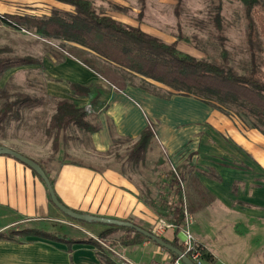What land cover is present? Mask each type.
<instances>
[{"label": "crops", "instance_id": "0c3cea01", "mask_svg": "<svg viewBox=\"0 0 264 264\" xmlns=\"http://www.w3.org/2000/svg\"><path fill=\"white\" fill-rule=\"evenodd\" d=\"M21 1L44 3L50 10H72L52 0H0V15H31L18 12L21 10L16 8L22 5ZM111 17L164 41L160 35H153L141 24L125 23L121 16ZM64 55L65 57H59V60L46 56L41 60V67L45 69L51 83L47 95L56 100H72L69 90L63 85L65 82H71L92 86L95 95L99 96L102 109L87 117V121L95 124L98 131L90 136L81 131L86 139L83 144L85 143L88 154H108L113 148V138L135 141L140 133L151 125L155 134V145L161 149L169 164L178 170H175L174 174L179 172L181 175L178 182L185 184L188 202H194L200 195L209 193L227 202L235 199L237 202H249L248 204L254 207L261 206L262 188L254 189L255 179H251L250 183L254 194H230L233 183L243 181L242 177L238 176L243 172L236 171L228 161H223L224 156H230L215 149L213 141L215 138L231 141L243 151L252 166L264 170L263 135L244 128L236 119L227 118L190 97L175 95L166 100L132 84L123 89L116 88L67 53L64 52ZM78 102L87 104V100ZM0 146L34 161L30 155L7 147L2 141ZM30 147L35 151L39 148L29 144L27 149L30 150ZM121 171L111 167L96 169L76 161L60 163L53 175L46 170L54 181L53 191L56 197L66 208L97 218L129 222L143 230L150 229L152 233L157 220L161 218L144 202L146 197L143 195H146L147 188L143 186L139 190ZM158 182L154 183V186L148 185L150 198L157 200L161 196L164 201L167 199L164 189H171L167 188V184L163 187L164 181H161L162 184ZM189 215L193 220L191 211ZM66 219V216L53 206L44 183L30 168L10 156L0 155V233L12 229L21 230L25 226L33 230L31 227L34 226L56 235L61 228L69 229ZM72 227L80 230L76 226ZM192 234L197 243L216 261L214 253L207 245L196 234ZM174 236V231L168 230L163 238L171 242ZM58 237L60 239L56 241L36 236L23 239L15 237L13 241L0 239V264H77L88 260L90 256L87 252L94 249L85 244L67 245L66 238ZM177 238L180 241L179 232ZM127 252L128 257L135 262L166 263L169 260L160 247L151 242L128 248Z\"/></svg>", "mask_w": 264, "mask_h": 264}, {"label": "rangeland", "instance_id": "374dc122", "mask_svg": "<svg viewBox=\"0 0 264 264\" xmlns=\"http://www.w3.org/2000/svg\"><path fill=\"white\" fill-rule=\"evenodd\" d=\"M21 2H23L22 5L16 8L21 10L18 12L39 16L50 12L49 6L44 3ZM92 2L98 12H103L108 16H121L125 23L141 24L153 35H160L164 41L173 42L179 51L197 59L202 58L221 63L219 53L223 47L229 54L226 65L235 72L242 73V69L249 61L246 53L244 12L238 0H144L142 17L139 15L141 11L139 0H92ZM115 7L123 8L124 12L115 11ZM217 7L221 9L223 21L221 35L223 41L221 42L215 37L216 33L211 21ZM182 38L187 41L184 42ZM0 48H5L8 51L3 56L9 60L29 56L38 62V65L30 66L31 68L12 69L1 79L0 108L4 104L13 102L17 94L29 96L34 100L29 104L18 106L19 115H15L17 118L9 114L0 124L2 144L30 155L36 163L52 175L60 163L76 161L101 170L107 167L115 168L118 171L123 170L124 176L133 181L139 190L143 186L149 189V186H154L153 184L158 181L159 184L164 181L163 187L164 184L172 183V178L168 173L174 174L177 169L165 159L161 149L155 145V141L147 153L144 164L136 168H132L126 159L117 158V156H124L131 146L130 144L117 145L105 155L88 154L86 145L83 144L86 141L83 138V133L73 128L62 132L57 146L54 147L52 139L47 136L46 131L57 100L47 95L51 83H49L50 79L47 77L45 69L41 67V60L44 56L59 60L58 58L63 56L60 42H45L24 30L10 28L0 23ZM262 71L264 72V67ZM118 73L119 75L117 74L118 76L114 78L117 84L143 85L137 77ZM118 86L121 87V85ZM89 110L91 111L90 108ZM222 139L215 138L213 141L215 149L221 150V153H228L230 157L224 156L225 160L223 161H228L236 171L243 172L238 175L242 177L243 181L234 182L230 194L239 192H243L245 196L254 194L255 191L250 183L251 179H255L254 189L262 188L260 192L261 206L254 207L249 205V202H237L235 199L227 202L221 197H215L209 193L200 195L194 202H188L186 186L181 182L180 189L184 208L188 214L191 211L194 220L188 226L191 233L196 234L214 253L216 257L214 264H264V170H258L252 166L240 148L235 147L231 141L226 142ZM29 144L38 146V151L32 147L28 150ZM174 175L178 177V180L181 179L178 172ZM167 190L164 189L165 196H167L165 200L172 202L174 190L173 188ZM66 220L69 229L61 228L56 235L72 241L87 238L95 240L100 231L105 228L97 224L96 226H83L69 218ZM183 224V226H187L185 222ZM72 226H76L80 230ZM28 227L25 226L24 229H29L30 227ZM31 228L41 230L39 227ZM43 231L46 232V230ZM146 231L151 233L152 230L147 229ZM59 232L63 234L60 235ZM53 234L55 233L53 232ZM113 240L103 239L101 242L114 250L121 248L124 250L126 258L131 260L128 257V248L116 243L112 245ZM102 249L104 250L103 247ZM160 250L164 252H162L165 254L164 256L170 258L162 248ZM87 255L90 256L88 260H82L77 264H99L100 258L94 249H90ZM109 259L111 260L110 257ZM136 263L145 264V262Z\"/></svg>", "mask_w": 264, "mask_h": 264}, {"label": "trees", "instance_id": "16d2710c", "mask_svg": "<svg viewBox=\"0 0 264 264\" xmlns=\"http://www.w3.org/2000/svg\"><path fill=\"white\" fill-rule=\"evenodd\" d=\"M52 1L66 5L72 10L66 12L52 8L48 15L43 16L0 15V23L10 28L24 30L45 42L59 41L63 53L61 57H65L64 52L67 53L116 88L123 89L131 84H117L114 78L119 75L118 72L137 77L143 83L138 87L154 96L166 100L175 95L196 99L223 116L236 119L244 128L255 130L264 136V72L262 71L264 67V0H238L244 12L246 53L249 57L242 73H237L226 65L229 54L223 47L219 53L221 63L197 59L179 51L174 43H166L144 33L140 28L121 23L103 12H98L92 0ZM139 3L141 4L139 15L142 17L144 0H139ZM114 10L119 13L124 12L123 8L115 7ZM211 21L216 39L219 42L223 41L220 7L216 8ZM182 40L187 41L183 38ZM7 52L5 48H0V83L4 75L12 69L38 65V62L29 56L9 60L3 56ZM63 85L69 90L73 99L55 101L54 113L46 131L54 147L58 144L60 134L69 128L75 127L87 136L96 133L98 127L89 123L87 117H91L102 107L99 96L95 95L92 86L71 82H65ZM85 100L87 104L78 102ZM31 102L34 100L29 96L17 94L13 102L4 104L0 108V124L9 114L17 118L15 115H19L18 106ZM87 108H90L91 112H88ZM154 141V130L149 125L135 141L113 138V147L123 143L130 144L124 156H117V158L126 159L132 168H136L144 164ZM40 168L53 188V179L42 166ZM121 172L124 174L123 170ZM33 173L37 176L35 172ZM178 174L181 176L179 172ZM168 175L171 176L172 183H169L167 188L174 190L172 202L162 201L161 196L157 200L151 199L148 189L143 197H146L144 202L147 206L153 209L161 219L175 226V236L171 242L163 237L160 238L183 252V247L177 238L185 218L182 192L177 177L171 172ZM69 219L83 226L97 224L105 227L95 240L93 238L80 241L67 239L66 242L67 245L76 243L94 247L100 258L99 264H115L102 249L99 240L114 239L112 245L116 243L126 248L151 242L130 228ZM28 236L55 241L60 239L55 234L37 229H12L0 233V239L9 241H13L15 237ZM164 251L170 258H176L169 251ZM202 260L204 264L215 263L214 257L205 249L202 252Z\"/></svg>", "mask_w": 264, "mask_h": 264}, {"label": "water", "instance_id": "95a60500", "mask_svg": "<svg viewBox=\"0 0 264 264\" xmlns=\"http://www.w3.org/2000/svg\"><path fill=\"white\" fill-rule=\"evenodd\" d=\"M0 155L10 156V157L16 159L17 161H19L20 163L24 164L25 166H27L28 168H30L33 172H35L37 174V176L40 177V179L44 183V185L47 189L50 201L53 204V206L55 208H57L61 213H63L66 217L74 219V220L82 221V222H87V223L95 222V223H101V224H105V225H113V226L130 228V229L138 232L139 234H142L149 241L156 244L157 246H159L163 250H167L170 253H172L173 255H175L176 257L181 258V260L184 264H193L191 262V260L187 256H185L181 251H179L176 248L172 247L171 245L165 243L161 238L155 236L153 233H150L146 230H143V229H141V228H139V227H137V226H135L129 222H121V221L110 220V219H105V218H97V217H93L90 215L77 214V213L73 212L72 210L66 208L64 205H62L58 201V199L55 196V193L53 191V188L51 186L49 179L47 178V176L45 175V173L43 172V170L40 168V166L37 163H35L34 161L30 160L29 158H26V157L22 156L21 154L14 152V151H12L8 148H5V147H0Z\"/></svg>", "mask_w": 264, "mask_h": 264}, {"label": "built area", "instance_id": "2783aa9c", "mask_svg": "<svg viewBox=\"0 0 264 264\" xmlns=\"http://www.w3.org/2000/svg\"><path fill=\"white\" fill-rule=\"evenodd\" d=\"M88 112H91L89 108H87ZM181 187V186H180ZM184 222L187 224V226H181L179 228V237H180V243L183 247V254L187 256L193 264H204L202 260V252L204 248L197 243L195 240L193 234L190 231V227L188 225L191 224L192 219L191 216L186 212H184ZM175 230V226L164 221L163 219H158L157 223L155 225V228L153 230V234L157 237H163L166 231ZM101 246L104 248L105 252L109 255L112 262L115 264H140L133 262L131 260H128L125 256L124 250L119 248L118 250H114L113 248H110L109 246H106L101 241H98ZM169 260L166 263L162 262H149L145 264H184L181 260V258H168Z\"/></svg>", "mask_w": 264, "mask_h": 264}]
</instances>
